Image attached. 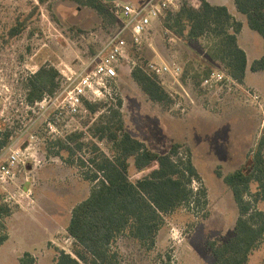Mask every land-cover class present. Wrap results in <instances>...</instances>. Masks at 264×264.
<instances>
[{
	"label": "rangeland",
	"instance_id": "374dc122",
	"mask_svg": "<svg viewBox=\"0 0 264 264\" xmlns=\"http://www.w3.org/2000/svg\"><path fill=\"white\" fill-rule=\"evenodd\" d=\"M85 1L0 0V93L4 103L0 115L1 138L6 133L14 136L22 122L29 120L19 98L28 96L31 75L42 66L55 68L60 73L56 91L61 89L69 76L91 66L108 39L122 28L123 21L112 11V1L104 0L109 5L104 16L85 5ZM131 1L138 5L146 0ZM188 2L189 6L196 7L197 0ZM209 2L213 4V0ZM166 28L164 19L156 22L138 51L131 46L132 56L141 66L152 61L181 65V81L190 98L181 97L180 87L174 85L171 76L165 75L159 80L172 94L173 101L171 104L154 102L132 77L133 68L120 70L112 95L93 102L100 106L98 110H88L80 121V128L86 131L83 139L86 145L82 151L75 150L72 157L68 151L62 150L61 157L58 156L60 161H51L48 140L39 145L44 157L47 156L39 168L46 169L40 174V170L31 173L32 185L28 195H20L24 174L6 188L0 185V200L5 201L11 196L10 202H5L12 207L19 206L5 219L7 232L12 234V241L16 243L15 253L33 247L36 248V255H33L36 264H53L56 248L67 252L72 250V241L67 238L64 224L55 233V244H44L45 236L39 225L48 222L40 214L35 216L34 212L42 213L41 207L49 213L58 204L56 213H63L64 209L68 211L89 195L91 184L82 178L85 169L77 165V160L82 158L92 165V161L103 162V155L114 156L116 145L110 134L118 127V110L123 115L126 130L150 149L167 153L172 144L178 142L184 144L182 153L191 150L193 164L200 175V180H196L192 188L195 192L202 189L207 192V206L195 205L194 209L184 205L166 217V225L153 250H145L128 237L120 238L118 248L122 264H213L215 259L209 242L221 244L234 235L239 209L231 189L217 175V170L226 175L240 168V154L256 141L264 113L243 89L260 94L238 82L237 86L216 90L200 87L204 70L211 63L220 68L222 64L210 59L206 53L207 38L187 40L179 36L173 41L174 36ZM170 85L178 88L179 93L171 90ZM118 100L122 101V106L118 105ZM108 128L111 131L106 133ZM89 141L97 142L103 154L94 152ZM4 151L0 150V162L4 159ZM70 161L77 166H70ZM91 169L96 166L93 164ZM128 173L133 182L144 178V173L135 168L134 159L130 160ZM251 191L258 192L257 182L251 184ZM258 203L263 211L264 200ZM8 249L0 248V264H20L25 252L21 256L10 255ZM256 251L249 264L264 263V246Z\"/></svg>",
	"mask_w": 264,
	"mask_h": 264
},
{
	"label": "trees",
	"instance_id": "16d2710c",
	"mask_svg": "<svg viewBox=\"0 0 264 264\" xmlns=\"http://www.w3.org/2000/svg\"><path fill=\"white\" fill-rule=\"evenodd\" d=\"M84 3L102 16L109 6L104 0H86ZM234 3L237 10L246 16L249 27L264 39V0H234ZM162 19L176 40L179 36L187 40L207 38L206 53L210 59L222 64L220 68L211 63L204 70L200 87L203 79L214 70H223L239 84L245 83L247 54L238 41L243 23L226 6L213 5L208 0H197L196 7L185 2L175 13L164 12ZM135 48L138 51L141 46ZM251 70H264V56L252 63ZM59 75L57 69L42 66L28 80L27 100L33 104L47 94H54L59 86ZM132 77L150 100L167 104L173 101L172 94L167 92L159 77L147 74L143 66L134 67ZM85 105L89 112L100 107L91 102ZM118 105L122 106L121 100H118ZM116 115L120 118L117 130L106 129V133L111 131L110 137L116 145L114 156L103 155L101 163L92 161L96 166L94 170L88 160H77V165L85 169L81 173L82 178L92 188L88 197L72 210L66 229L67 236L73 239L72 250L67 252L56 248L53 264H122L118 248L120 238L128 237L145 250H153L167 216L184 205L194 209L195 205L207 206L206 190L195 192L192 188L193 183L200 180V175L193 164L191 150L182 153L184 144L176 142L167 153L156 152L126 130L119 110ZM11 136V133H6L3 138L0 136V150L9 145ZM84 136V131H76L66 140L49 141L48 156H60V151L65 150L73 157L75 150L82 151L86 145ZM88 143L94 152L103 154L97 142ZM131 159H134L135 168L144 173V178L137 182L129 177ZM72 161L68 164L77 166ZM217 175L231 189L239 216L234 235L228 241L221 244L209 242L215 259L213 264H249L250 256L264 246V210H260L258 203L264 200V128L246 163L226 175L217 170ZM253 182L258 183L257 193L251 191ZM18 208L10 206L4 199L0 200V247L9 239L5 219ZM19 261L20 264L37 262L29 252Z\"/></svg>",
	"mask_w": 264,
	"mask_h": 264
},
{
	"label": "built area",
	"instance_id": "2783aa9c",
	"mask_svg": "<svg viewBox=\"0 0 264 264\" xmlns=\"http://www.w3.org/2000/svg\"><path fill=\"white\" fill-rule=\"evenodd\" d=\"M189 0H146L144 3L114 2L113 13L121 18L123 26L114 33L91 66L80 73L67 78L66 84L52 95H45L42 100L30 103L27 97L20 96L19 102L29 117L22 122L20 129L11 136L10 143L4 148V159L0 162V185L7 187L16 182L20 175L33 171L45 162L39 145L49 141L66 138L80 128V121L88 109L86 102H98L112 95V88L118 82L120 70L125 67L138 66L132 56L131 46H141L156 22L161 20L164 12H177ZM176 41L175 38H172ZM149 75L161 77L169 75L182 90L181 97H188L181 81L183 69L177 63L148 62L143 66ZM237 86V81L223 70H214L202 81V87L216 90ZM248 98L260 104L261 97L255 92L243 89ZM0 93V115L4 104ZM180 105V103H179ZM43 130H39L38 128ZM43 135V136H42ZM29 180V175L27 177ZM196 190V188H195ZM30 189L20 187V195H28ZM11 196L5 198L8 203Z\"/></svg>",
	"mask_w": 264,
	"mask_h": 264
},
{
	"label": "crops",
	"instance_id": "0c3cea01",
	"mask_svg": "<svg viewBox=\"0 0 264 264\" xmlns=\"http://www.w3.org/2000/svg\"><path fill=\"white\" fill-rule=\"evenodd\" d=\"M107 1H112L111 2L112 4L114 2L124 3L121 0H107ZM224 1L225 0H213L212 3L214 5H226L228 7L230 13L237 20H239V21H241L243 23V29H242V32L240 33V35L238 36V41H239L240 47H242L245 50L246 54H247L248 67H247V72H246V77H245V83L244 84H240V85H242L244 87H249L251 89H254L260 94L261 103L258 104V105H260V107L263 109V111L261 110V112L264 113V70L257 71V72H253L251 70L252 63L255 60L260 59L261 57L264 56V39L257 31H255V30H253V29H251L249 27L246 16L244 14L240 13L237 10L233 0H229L227 2H224ZM125 2L132 3L131 0H125ZM169 87L175 93H177V94L179 93L178 90H177L178 88H174L171 85ZM263 128H264V119H263V121L261 123L260 131H259V134L256 137V141L254 142V144L253 145H249L248 147L244 148V150L242 151V154H240V155H242L241 161H240L241 162L240 166L244 165V163L246 162L248 156L252 152V149L255 148V146L257 145L258 139L260 138V135H261V132H262ZM49 159L51 161H56V162L60 161V157H58V156H50ZM45 169H46V167L42 168V169L41 168H37V169H35L33 171H29L28 173H25L23 175L24 176V182L22 183V185H20V187H23L24 190H28V189L31 190L32 182L30 181V179L27 180L28 175L31 177V173H34L37 170H38V172L40 170V172H39V174H40L41 171H44ZM48 169H51V168H48ZM234 170H236V169H234ZM230 172H232V171H230ZM17 180H19V178ZM57 207H58V204H57L56 207L52 208V211H50L49 213H48V211L45 212V210H43L41 207H40V209L42 210V213L37 212V210H35V212H34L35 216L38 217L37 214H40V216L42 218H45L46 222H48L46 224L44 222L43 224L39 225L41 231L44 233V236H45V239L43 240L44 244L45 243L49 244L51 242L55 244V239H56V234L55 233H58V230H60V226H62L63 224H64V227L67 229V227L69 225V222L71 220L72 210H73L74 207H72L68 211L64 209L63 213L61 211H57V213H56V209L55 208H57ZM21 208L22 207L20 206V209ZM66 233H67V230H66ZM67 238L71 239V241L73 243V239L72 238H70L68 236H67ZM12 240H13L12 234L10 233L9 239L1 246L2 248L3 247L9 248L8 250H9V254L10 255H16V256L19 255V256H21L22 253H24V252L25 253L29 252L32 255H36L34 253L36 248H33V247L32 248L22 249V252L15 253L14 250L16 248V243L13 242L14 240L13 241ZM256 252L257 251H255L254 254L251 255L250 261H251V259L253 258V256L255 255Z\"/></svg>",
	"mask_w": 264,
	"mask_h": 264
}]
</instances>
